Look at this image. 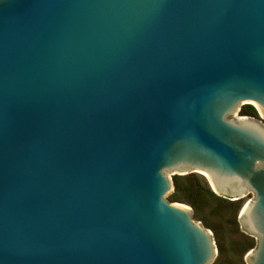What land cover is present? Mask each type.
Instances as JSON below:
<instances>
[{"label":"water","instance_id":"obj_1","mask_svg":"<svg viewBox=\"0 0 264 264\" xmlns=\"http://www.w3.org/2000/svg\"><path fill=\"white\" fill-rule=\"evenodd\" d=\"M264 0H0V264H211L171 202L200 174L264 264Z\"/></svg>","mask_w":264,"mask_h":264},{"label":"trees","instance_id":"obj_2","mask_svg":"<svg viewBox=\"0 0 264 264\" xmlns=\"http://www.w3.org/2000/svg\"><path fill=\"white\" fill-rule=\"evenodd\" d=\"M239 116L259 118L251 105L243 106ZM172 180L174 190L168 199L190 207L193 218L212 233L217 248L214 264H245L246 255L256 246L255 239L244 234L238 222L246 202L217 196L208 182L196 174L174 176Z\"/></svg>","mask_w":264,"mask_h":264},{"label":"rangeland","instance_id":"obj_3","mask_svg":"<svg viewBox=\"0 0 264 264\" xmlns=\"http://www.w3.org/2000/svg\"><path fill=\"white\" fill-rule=\"evenodd\" d=\"M243 107V106H242ZM242 107H240V109L242 108ZM237 117H240L239 116V112L235 115V118H237ZM258 120H260L262 123H264V119H262V117L258 114ZM197 176H199V177H202L203 179H205L206 181H207V179L205 178V177H203V176H201L200 174H196ZM168 176L172 179L174 176H172V174H168ZM253 198V194H251V193H248L247 195H245V197L244 198H242L241 200H243L244 202H247V201H249L250 199H252ZM188 207V206H187ZM190 208V207H189ZM245 234V233H244ZM234 238H236L237 239V237L236 236H234ZM217 257V256H216ZM215 259H217V258H215ZM214 262H215V260H214ZM214 262L213 263H211V264H214ZM245 264H246V262H245Z\"/></svg>","mask_w":264,"mask_h":264}]
</instances>
